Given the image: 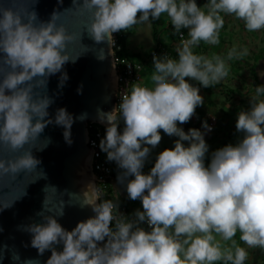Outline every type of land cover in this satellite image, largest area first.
I'll use <instances>...</instances> for the list:
<instances>
[{"label":"clouds","instance_id":"obj_1","mask_svg":"<svg viewBox=\"0 0 264 264\" xmlns=\"http://www.w3.org/2000/svg\"><path fill=\"white\" fill-rule=\"evenodd\" d=\"M71 7L90 13L87 32L95 43L111 44L113 33L151 24L161 14L176 33L183 36L181 30L186 29L188 38L177 46V58L153 56L151 87L134 85L112 111L99 114L107 126L98 147L122 170L117 182L124 185L128 199L141 202L134 218L120 213L111 199L97 202V194L86 201L95 215L69 231L57 220L63 209L51 214L44 199L35 213L39 221L18 226L30 234V246L38 256L50 252L44 264H244L248 252L234 239L237 232L248 248L264 249V85L255 87L249 109L237 114L235 130L242 136L235 144L209 153L204 137L211 125L203 121L204 131L185 132L178 124L187 123L203 103L200 89L189 80L204 88L219 84L228 75L226 60L248 55L246 47L238 50L235 45L226 57L195 54L193 47L219 43L222 14L243 21L248 32L264 29V0H206L202 6L196 0H72ZM57 18L56 11L42 21L34 10L0 5V62L9 69L0 73V148L23 150L14 157L0 156V196L12 191L18 177L38 169L41 161L34 150L42 151L50 138L44 137L40 148L25 146L40 140L45 127H62L65 143L73 142V115L63 107L50 115L52 98L34 92L45 89L48 77L57 73L62 87L68 79L63 66L78 58L67 55L73 37ZM160 130L178 139L159 152L144 173L150 152L161 141ZM23 195L25 190L14 200L0 201V210ZM12 259L18 261L19 256L13 254ZM23 264L38 261L26 259Z\"/></svg>","mask_w":264,"mask_h":264},{"label":"water","instance_id":"obj_2","mask_svg":"<svg viewBox=\"0 0 264 264\" xmlns=\"http://www.w3.org/2000/svg\"><path fill=\"white\" fill-rule=\"evenodd\" d=\"M0 5L22 12L34 10L42 21H47L53 11L58 12L56 23L63 25L73 37L65 51L70 59L78 57L74 63L68 62L63 66L62 71H66L68 79L62 87H58L60 73H57L48 77L45 89L34 88V92H46L52 98L53 103L48 109L50 115L61 107L73 115L72 144L65 143L62 127L55 124L45 127L40 140L25 146L40 148L44 143L43 138H50L51 142L46 148L34 150V155L41 161L38 169L18 177L12 191L0 196V201H11L25 190V195L11 207L0 210V255L3 256L0 264H23L26 259H36L38 264H44L50 252L45 251L38 256L37 250L30 246V234L18 226L39 221L35 213L42 209L44 199L47 201L45 209H51V214L55 215L63 209V215L57 220L69 231L77 222L95 215L86 202L95 195L93 185L87 188L85 183V178L91 177V150L87 143V132L90 123L107 126L106 121L99 119V114L110 112L115 107L117 87L116 82L111 81L112 73H115L114 61L111 44L107 41L95 43L88 35L90 13L71 7L72 0H35V3L34 0H0ZM7 71L8 67L0 62V73ZM81 86L78 94L77 88ZM81 114L85 118L76 120L75 117ZM22 151L12 153L0 148V156L14 157ZM42 170L45 174L43 177ZM45 214L49 213L45 211ZM56 247L58 251L62 249V245ZM13 254L19 256L18 261L12 259Z\"/></svg>","mask_w":264,"mask_h":264},{"label":"rangeland","instance_id":"obj_3","mask_svg":"<svg viewBox=\"0 0 264 264\" xmlns=\"http://www.w3.org/2000/svg\"><path fill=\"white\" fill-rule=\"evenodd\" d=\"M196 2L198 6H202L206 3V0H196ZM222 15L224 26L220 29L219 43L209 45L201 42L198 46L193 47V52L209 57L212 55L226 57L227 51L235 45L238 50L246 47L248 55L240 59L226 60L228 75L219 84L207 88L198 87L200 89L199 94L203 97V103L195 109L193 116L202 118L205 115H211L217 120L215 124L216 132L210 142H207L209 153L226 144L238 142L242 134L237 133L235 130L237 114L241 110L246 111L249 109V99L255 95V87L264 85V29L248 32L244 28L243 21L231 15ZM153 25L157 29L158 43L153 41ZM130 29L134 33L132 40L144 52H149L153 46L156 47L158 44L172 45L176 40V33L166 14H161V17L151 21V24L146 22L139 23L131 26ZM185 33L187 36L186 29ZM152 72L153 69H149L144 75V82L147 83L148 87L152 86ZM189 83L192 85L199 84L194 80H189ZM261 98L264 99V97ZM178 126L187 132L188 129L185 124H178ZM160 132L161 141L156 148L152 149L145 165L151 164L155 160L156 155L165 148H172L173 141L178 139L174 136L169 137L162 130ZM184 143L187 145V142ZM205 161H208L207 156ZM234 239L240 246L245 247L248 252V258L244 264H264V249L259 247L248 248L239 240V232H237Z\"/></svg>","mask_w":264,"mask_h":264},{"label":"built area","instance_id":"obj_4","mask_svg":"<svg viewBox=\"0 0 264 264\" xmlns=\"http://www.w3.org/2000/svg\"><path fill=\"white\" fill-rule=\"evenodd\" d=\"M128 30L124 29L122 31L113 33V42L111 43L112 57L115 67V77H116V96H115V107L120 103V97L126 94L134 85L147 86L144 82L145 72H148L150 66L153 65V56L157 58L168 55L170 58H177L176 48L180 44L181 39H187L186 33L181 36L177 34V43L175 48H164L162 46H157V52H153L150 55H141V57L127 58L120 55L121 52L125 51L124 37L126 36ZM114 107V108H115ZM206 121L211 125L212 130L205 135V141L210 142L213 135L216 132V118L211 115H205L202 118H195L194 116L188 121L189 128H197L204 131L201 128V123ZM117 123L120 125L119 128H123L122 120H118ZM106 126L99 124L90 123L87 132V143L91 150V176L93 178V187L96 190L95 195L98 194V200L111 199L119 204L118 211L123 213L128 218H134L132 216V206L130 204V199L126 195L124 185L117 182V175L122 170L117 167L115 162L108 161L106 159V154L101 152L98 144L99 140L104 136ZM152 165H145L142 171L147 173ZM135 203L141 202L137 200H132ZM114 214H118L114 209ZM114 223V222H113ZM145 229L148 230L147 225L143 224Z\"/></svg>","mask_w":264,"mask_h":264},{"label":"crops","instance_id":"obj_5","mask_svg":"<svg viewBox=\"0 0 264 264\" xmlns=\"http://www.w3.org/2000/svg\"><path fill=\"white\" fill-rule=\"evenodd\" d=\"M154 28L155 26H152V30H153V39H154ZM133 35L134 33L131 32V29L129 31V34L127 36V39H125L126 43H125V51L127 52L128 55H135V56H140V55H150L151 52H153V50L156 48L155 46H153L149 52H144L141 50V48H139L135 42L132 40L133 39ZM130 204L132 206V214L134 213L135 210L140 209L141 208V204L140 203H135L132 200H130ZM141 227H144L143 224L140 225ZM145 228V227H144ZM219 264L220 262H216V264Z\"/></svg>","mask_w":264,"mask_h":264},{"label":"trees","instance_id":"obj_6","mask_svg":"<svg viewBox=\"0 0 264 264\" xmlns=\"http://www.w3.org/2000/svg\"><path fill=\"white\" fill-rule=\"evenodd\" d=\"M139 15V14H138ZM173 28V27H172ZM127 30H128V32H127V34H126V36L124 37V44L126 43V41H125V39H127V36H128V34H129V31H130V28H127ZM181 31H184L185 32V29H182ZM176 33V32H175ZM177 34L178 33H176V40L174 41L175 43L174 44H172V45H163V44H158L157 46H162V47H164V48H175V45H176V43H177ZM158 39H157V29L156 28H154V40L153 41H155V42H157L158 43V41H157ZM156 46V47H157ZM157 52L158 51V49L157 48H155L154 50H153V52ZM152 52V53H153ZM120 55L121 56H123V57H127V58H134V57H141V55L140 56H135V55H128L127 54V52L126 51H123V52H121L120 53ZM150 69H153L154 70V68H153V65H151L150 66ZM193 86H195V87H200V85L199 84H197V85H193ZM189 122H187V123H185V127L186 128H188V126H190V124H188ZM205 162H207L208 163V161H205ZM153 163H154V161L150 164V165H152L153 166ZM220 264V263H219Z\"/></svg>","mask_w":264,"mask_h":264},{"label":"bare ground","instance_id":"obj_7","mask_svg":"<svg viewBox=\"0 0 264 264\" xmlns=\"http://www.w3.org/2000/svg\"><path fill=\"white\" fill-rule=\"evenodd\" d=\"M116 77H115V73H112V82L113 83H115L116 81ZM93 180V178H92V176L91 177H86L85 178V183H86V187L88 188V187H91L93 184H92V181Z\"/></svg>","mask_w":264,"mask_h":264}]
</instances>
